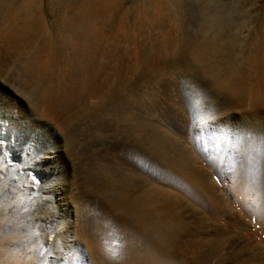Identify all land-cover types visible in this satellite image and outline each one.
<instances>
[{
  "label": "bare ground",
  "instance_id": "obj_1",
  "mask_svg": "<svg viewBox=\"0 0 264 264\" xmlns=\"http://www.w3.org/2000/svg\"><path fill=\"white\" fill-rule=\"evenodd\" d=\"M128 1H130L129 4H126ZM182 1H184V0H182ZM189 1L190 0H188V3H189ZM201 1L207 3V5L209 4V6H210V4H212V6L214 5L212 3L214 0H201ZM216 1H214V2H216ZM218 2H221V1L218 0ZM185 3H187V2H185ZM216 4H218V6H219V3H215L214 6L218 7ZM188 5L189 4H187V8H188ZM175 6H176L175 0H0V55L1 54L4 55V53H6L9 50V48L11 49V46L19 47L20 51H22L24 56H25V54H27L28 56L31 55L33 57V60H34V63L36 64V66L44 67V69H45V67H47L48 64L51 62V59H52L51 56L55 55V52H54L53 48L51 47L53 44V40H54V38L57 39L56 37L59 36V33L62 34L59 31H60V29H63L65 39L69 42L70 47H72L73 50L76 49L78 52L80 51L81 57H79V59H81L83 57L84 58L83 61L86 62V61H88V58L92 55V54H90V50H92V49H90L91 44L89 45V43H88V39H87L88 36L86 34L87 31L83 30V27H87V28H90V29L95 30V31L101 30V28H105V27H108V26L114 25V24H119V27H120V26L126 25V22H125V24L123 23L124 25L121 24L122 22H124L126 20V19L124 20V18H126V17H128L127 19H129V21L132 22L134 25L135 23H138V22L145 20V18L149 15L148 12L155 14L154 16H156V17H159L160 16L159 14L162 15V13L163 14L164 13L165 14L171 13L172 15H170V16L173 17L175 12H176V10L175 11L173 10V9H175V8H173ZM189 6L192 7V4ZM194 7L196 9H195V11L192 10V13L193 12L195 13V12H197V10H200V9H197L196 5ZM208 7L206 6V7H204V9L208 8ZM185 9H183V10L185 11ZM221 10H222V8H221ZM209 11H210V9L208 10V12ZM229 12H231V11H229ZM147 13H148V15H147ZM197 13H195L194 15L197 16ZM201 13H203V12L201 11L200 14ZM205 13L203 15L204 17L207 14V13L206 14ZM218 13L219 12H217L216 14L220 17L221 12L219 14ZM191 14H189V19H188V17H186V15H185V18L190 20V18L192 17V16H190ZM213 14H215L214 11H213ZM166 15H168V14H166ZM207 15L210 16V14H207ZM207 15H206V18H207ZM217 15H216V18H217ZM226 15H228V13ZM164 16L162 17L163 19L166 18V16L165 17ZM183 16H184V14H183ZM148 17H149V19L151 18L150 15ZM175 17H177V16L175 15ZM212 17L214 18L215 15ZM212 17H210V21H211ZM162 18H161V20H162ZM180 18H182V16ZM185 18L183 17L182 19H185ZM194 18H195V16H194ZM200 18H201V16L199 17V21H200ZM218 18L216 20H218ZM187 19L185 20L186 22H184L185 24L187 23ZM215 19H214V22L216 23L217 21H215ZM220 19H222V18H220ZM226 19L228 20V18H226ZM194 20L192 19L191 23H193L192 21H194ZM34 21H36V23H37V30L39 32L43 33V35L38 34L39 36H43V39H44L43 43H45V45H43L42 48L36 47V45H38L39 43L36 44L37 43L36 42L34 45V43L32 44V41L30 42V39L34 35H32V37L30 39H27L28 33H30L33 30V29H31V26H32V23ZM164 21H166V20H164ZM177 21H180V20H177ZM196 21H197V19H196ZM199 21H197L198 24L202 25V24H200L202 21L200 23H199ZM130 22H128V23L130 24ZM148 22H150V21H148ZM175 23H177V22H175ZM206 23H208V22H206ZM212 23L213 22L211 21L209 23V25L210 24L212 25ZM217 23H216L217 26L220 25L219 22H217ZM150 24H151V22H150ZM178 24H179V22H178ZM195 24H196V22H194V25ZM198 24H196V25H198ZM136 25H138V24H136ZM209 25H207L206 27H208ZM151 26H152V24H151ZM129 27H131V26L129 25ZM138 27H139V25H138ZM204 27H205V25H204ZM125 28L126 27H124V28L122 27L121 29L124 30ZM239 28H240V30L243 29V31L246 30L244 28L241 29V27H239ZM114 29L115 28H113V30ZM121 29L118 30V32L119 31L121 32L122 31ZM127 29H125V31ZM138 29L137 28L135 29V30H137L136 32H138ZM171 29H172V27H171ZM171 29L168 28L166 32H168V30H171ZM199 29H200V26H199ZM34 30H35V28H34ZM107 30L109 31V28ZM179 30H180V28L177 27L176 31H179ZM189 30H190V28H189ZM259 30H260V36H262L264 39V20L262 22V25H260ZM108 31H107V35L109 34ZM130 31L132 32V28ZM161 31H162V29H161ZM191 31H192V28H191ZM203 31L204 30H202V32ZM114 32L116 33L115 30H114ZM156 32H158V31H156ZM123 33H124V31L121 32V34H123ZM127 33H128V31H127ZM101 34H102V31H101ZM121 34H119L120 37H121ZM124 34H126V33H124ZM145 34H146V31H145ZM217 34H219V33H217L216 29H214V28H209L207 30L205 29V31L201 37V41H200L199 46H202L201 48L205 51L206 50L210 51V48L213 46V42L215 43V41L218 39ZM64 35H63V37L59 36V38H64ZM116 35L118 36L117 33H116ZM187 35L188 34H186V36ZM238 35H237L238 38L242 37V36H238ZM241 35H244V34H241ZM103 36L101 35V37H103ZM117 36H116V38H117ZM191 36H193V35H191ZM120 37H118V38L120 39ZM141 37H143L145 39V35L144 36L141 35ZM39 38H37V40ZM51 38H52V40H51ZM246 38H247V36H246ZM65 39H64V41H65ZM232 39H234V37ZM111 40L113 41V39H111ZM115 41H117V40H115ZM34 42H35V40H34ZM228 42H230V39L228 40ZM233 42H234V40H233ZM233 42H230V43L234 44ZM60 43L61 42H59V44ZM128 43L126 42V45ZM143 43H144V41H143ZM185 43H187V42H185ZM59 44H56V46L57 45L59 46ZM122 44L123 43H120V46ZM232 44H230V45L232 46ZM124 45L125 44L122 45V47H121L122 49L124 48ZM132 45L130 44V46H132ZM146 45L149 48V46L151 44L149 45V42H148V43H146ZM185 45L186 44H184L183 46H185ZM258 45L259 44L253 43L252 44V51H251L252 54L249 53L248 55H246L247 57L242 59V63L243 62H249L251 64V67L252 66L255 67V68L253 67L254 70L256 68L259 69L260 66L261 67L264 66V54L260 55L259 51H261V50L259 48L260 46H258ZM127 46H129V44ZM228 46L229 45H227L226 48H228ZM138 47H140V46H138ZM241 47H242V45H241ZM261 47H263V46H261ZM68 48H69V46H68ZM92 48H93V46H92ZM94 48H96V47H94ZM126 48L127 47L125 46L124 50H126ZM130 48H128V49H130ZM229 48H230V46H229ZM243 48H245V47L243 46ZM64 49H67V47ZM216 49H217V47H216ZM216 49H213V50H216ZM245 49H243V50L245 51ZM249 49H250V46H249ZM17 50H15V48H14L13 51L16 53ZM73 50H67V51H71L74 54L75 52ZM213 50H211L210 52H213ZM224 50H225V47H224ZM67 51H66V53H67ZM156 51H154V52H156ZM218 51H219V49H218ZM126 52H128V51H126ZM132 52L133 51H130V53H132ZM144 52L149 53L148 51H144ZM22 53L20 52V56H22L21 55ZM64 53H65V50H64ZM119 53L121 54L122 52L120 51ZM12 54H14V53H12ZM222 54H223V52H222ZM228 54H229V52H228ZM231 54H233V53H231ZM70 55L72 56V53ZM79 55L80 54H78L77 57ZM140 55H141V53H140ZM148 55L149 54H147V56ZM151 55H153V53L152 54L150 53V56ZM207 55H208V53H207ZM210 55H211V53H210ZM28 56H26V57L28 58ZM128 56H129V54H128ZM138 56L136 57V55H135L136 58L134 57L136 61L138 60V58H141ZM57 57H58V59L61 58V57H59V55ZM68 57H70V56H68ZM72 57H74V55ZM132 57L133 56L131 55L130 58H132ZM151 57H153L152 59H154L155 55L151 56ZM213 57H215V56H213ZM236 57H237V55H236ZM134 58H132L133 59L132 64H134V61H135ZM175 58H176V56H175ZM207 58H209V55ZM11 59H13V57H11ZM82 59H81V62H82ZM148 59H149V57H148ZM211 59L212 58H209L208 62L212 61L213 59L215 60V58H213L212 60ZM219 59H221V58H219ZM119 60H121V58ZM139 60H141V59H139ZM226 60H227V58H226ZM26 61H29V59ZM142 61H143V58H142ZM30 62H32V61H30ZM75 62L77 63V61H75ZM78 62H79L78 64L81 63L80 61H78ZM93 62H95V61H92L91 64ZM121 62H122V60H121ZM176 62L177 61L175 60V63ZM212 62H215V61H212ZM2 63H0V115H2L3 111L6 112L7 109L9 107H11L12 105L13 106L11 108L14 109L15 108L14 105H17L20 103L19 105L24 106L26 108V111L28 114L27 116H29V121H31L32 123H36L41 128V130H39L37 132L36 131H26V132H22V134L18 137H12L11 134L9 133V130L11 128V124L10 123L8 124L6 122H4V123L0 122V234L5 235L4 238L1 237L3 239H1L2 241L0 242L1 243V245H0L1 249L0 250L3 251V253L10 255V257H11L10 259L13 261V263H15V264H210L213 260H215V264H264V254L261 251V248L260 247L250 248L251 244H249V243L245 244L247 248H245L244 250H238L237 252L222 254V251L226 249V246H228L229 244H231L234 241L233 240L234 237L231 234L229 227L231 228L233 226L239 225V223L241 221H239L238 218H234V221H231L230 225L228 227H225V228L223 226H218L216 224L218 222V221L216 222V218L219 215V213L224 212L225 214L226 213L228 214L230 209L228 210L226 208V206L225 207L220 206L217 199L214 198L213 195H215V194H212V191H211L212 185L209 186L204 182V177H203L202 173L199 170H197V168L195 166V162H194L192 157L186 156L187 158L183 157L182 159H176V160L171 162L170 166H171L172 171L179 176V177H177V179L179 178L178 181H172V179H170V181H169V180L162 178V177H155V174L152 172V169H151V161H149L145 157V155H144L145 152L142 153L137 148V146H136L137 144L135 143V141H137L135 139H138V137L143 136L144 134L139 136V132H136V135L138 134L137 138L134 137V136H136V135H134L133 136L134 138L133 137L129 138V136H125V137L123 136L124 137V139H123L122 135H119V133L117 131V129L120 128L122 130V128L119 126H118L119 128H117L118 123L116 125H114V123H113L114 119L109 121L107 118H104V119H107V122H106V120L103 123L101 122L102 124L99 125L98 127L95 126L94 124H92L93 121L95 122V119L94 120L92 119L93 121L91 120L92 114L94 113V111L92 112V109L94 108L92 104H94L95 109H96V110L95 109H93V110L97 111L96 113L99 114L102 110L104 111V109H102L103 105H105V104L102 105V103H105V102H103V101H105L104 98L105 99L109 98V97L106 98L107 94L105 92V94H106L105 97H103V100L98 102L99 103V105H98L97 101H95V99L98 100V97L96 98V96H97L96 92L101 88L100 85H102L103 83L105 84V81H107L109 79V77L112 76L111 72H110L111 74H109L110 75L109 77H107L108 74L104 75L106 77L105 81L103 80V78L105 79V77H103V76H100V78H98L99 80L101 79L100 81L98 80L99 81L98 83L100 85L95 81L93 82L94 84L97 83L96 85H99L100 87L96 86L94 84H89V86L87 88L85 87V89L83 87L82 89L85 90V92L83 91L85 93V95L82 96V98L80 100H78L77 103H76V100L78 97L74 93L77 91L76 90L77 88H75L76 91L74 90V92H73L74 85H72L73 87L71 86L72 92H71V90H69V88L67 89L71 92V94H70V92L68 93L70 96L72 94H74L76 97V98L74 97V99L72 96H71L72 98L69 97V99H71V101H69L67 99L69 102L68 104H70L71 102L74 103V100L76 99L75 104L72 103L73 105H70V106L68 105L69 107L66 106V109H67V110H65L66 113L62 112L61 116L58 117L59 123L61 124V126L64 125L63 127H65L68 130V133L70 134V137H71L70 146L72 145L73 149H72V152L71 151L67 152V149L63 148V144H65L64 143L65 139L63 137V133L61 132V130L56 125V120H55L56 117H54V115L57 116L58 112H59V114L61 112V110H59L60 108H58L60 103L65 104L66 101H65V103H63L64 102L63 100H65L66 96H67V98L69 96L68 94H66V92H62V91H65V90H63L64 88H61L60 93H62V94L64 93V94H66V96L64 99H62V97L64 95H62V94H61L62 96L60 95L61 98L59 97L58 101L59 102L61 101V102L59 104H58V102L55 101V99L51 100V98H54V97H51L49 95V93H51L52 96H55V95H53V93L55 91H53V93L48 92L49 89L45 88L47 86H45V87L43 86L44 90L42 93L39 91L38 92L40 94H38V92L36 93L37 97H35V95L33 93H31L29 95L24 94L26 92L24 88H23L24 93H22V92L20 93V90L22 91V85H21V89L19 88L20 90L18 89V86L16 88L17 80H15L16 75L14 74L13 68L9 67L8 69L5 70L4 68L7 66L3 65L4 63L3 64ZM5 63H6V61H5ZM8 63H9V61H8ZM62 63H63V61H62ZM62 63H60L61 66L63 65ZM70 63H71V61H70ZM87 63L82 62L81 65L83 66V64H87ZM98 63L99 62H97V64ZM140 63L142 64V62H140ZM156 63H158V62H156ZM10 64H11V62H10ZM56 64L57 63L55 62V65ZM68 64H69V62H68ZM78 64H77V66L75 64V67H78V69H79L80 66H78ZM126 64L127 63H125V65ZM172 64H174V63H172ZM218 64L219 63H217V65ZM1 65L4 67H2ZM64 65H65V63H64ZM64 65L61 67V68H63V75H65ZM231 65H232V63H231ZM30 66L31 65H29V67H28L29 69L26 68V74L29 72L27 70H31V72H32L33 71L32 68L35 67V66H33V63H32L31 69H30ZM69 66H70V64H69ZM69 66H68V68H66V71H67V69L69 70V68H70ZM94 66H93V68H94ZM110 66H111V64H110ZM113 66H115V65H113ZM120 66H122V65H120ZM150 66L154 67L153 64ZM157 66L159 67V65L156 64L155 68ZM48 67L50 68V65ZM48 67H47V69H48ZM75 67H74V69H77ZM85 67H86V65H85ZM139 67H137V69H139ZM207 67H209V65ZM36 68L37 67H35V69ZM56 68H57L58 73L60 75H62V71H61V73L59 71L60 68L59 67H56ZM56 68H54V70ZM134 68H136V67H134ZM155 68H154V70H155ZM20 69L22 70V68H20ZM35 69H34V71H35ZM44 69H41V71L42 70L44 71ZM50 69H48V70L51 72ZM74 69L72 68L73 72H74ZM102 69H100V70H102ZM111 69H112V66H111ZM111 69H110V71H111ZM151 69H152V71H150L151 73L158 70L157 69V70L153 71V68H151ZM23 70L25 71V69H23ZM54 70H53V72L55 73ZM100 70L98 71V73L100 72ZM147 70L148 69H146L145 72H147ZM34 71L32 73H34ZM41 71H38L39 75L41 73H43ZM82 71L83 70L81 69V72ZM214 71H215V69H214ZM220 71L223 73L222 68L220 69ZM220 71H218V73ZM231 71H232V69H231ZM236 71H237V69H236ZM44 72L46 75V73L48 71H44ZM86 72H87V69L85 70V72H82L81 74L85 73V74H83V76L85 75V77H86ZM89 72L91 73L92 71L90 70ZM4 73H6V75H8V76L4 77V75H5ZM56 73L54 75H58V73L57 74ZM78 73H76V74H78ZM92 73L90 74V76H88L89 78H91V80L89 78L87 80L92 81L93 79H95V78L91 77ZM132 73H134V72H132ZM148 73H149V70H148ZM214 73L212 72L213 75H214ZM237 73L239 74V72H237ZM21 74H23V73H21ZM36 74H33V77H32L33 79H34V75H36ZM140 74L141 73H139V75ZM144 74L146 77V73H144ZM209 74H211V73H209ZM28 75L31 76L32 74L29 73ZM67 75H65V77H67ZM70 75L68 78H70L72 76V75L71 76ZM73 75H75V74H73ZM141 75H143V74H141ZM24 76L25 75H23V77ZM41 76H42V74H41ZM76 76L78 77V75H76ZM76 76H72L73 78H75L74 80H76ZM114 76L115 75H113V77ZM133 76H134V74H133ZM23 77L21 78V76H19V78H21L22 80L24 79ZM47 77H49V76L47 75ZM52 77H53V75L51 77H49L48 79L51 80ZM72 77L70 79H72L71 81H74ZM113 77H111L112 80L115 78V77L114 78ZM138 77L141 78V76H138ZM150 77H153V76H150ZM231 77L232 76H229V75L225 76L224 79L226 82L220 81L222 78L221 77L219 79V83L222 84V88H223V86L225 89L227 87V89H229L231 93L241 94L242 90H240V88L235 87L233 85V83L230 81V79H232ZM235 77L233 76L234 79H235ZM25 78H27V80L29 79V77H26V76H25ZM39 78L41 79L40 76H39ZM39 78H38V82L40 80ZM43 78H46V77L43 76L42 79ZM54 78L57 79V77H54ZM250 78L252 79L251 75H250ZM33 79H31V77H30L29 80H31L33 83V81H34ZM81 79L84 80V78H81ZM150 79H152V78H150ZM153 79H154V77H153ZM234 79H232V80H234ZM35 80L37 81L36 78H35ZM53 80H55V79H53ZM59 80H61L63 82V80L60 77L58 78L57 81L59 82ZM85 80L83 81V83L88 85L89 81L85 82ZM114 80L118 82V78H115ZM131 80H133V77ZM68 81H69V79H68ZM145 81L146 80H144L143 82H145ZM149 81H151V80H149ZM262 81H263L262 88H260V89L255 88V86L253 88H252V86L248 87L249 88L248 89L249 97L251 96L252 98H254V100L255 99H258L260 101L264 100V79H262ZM23 82L24 81H22V83ZM38 82H36V83H38ZM41 82L43 83V81L40 80V83ZM69 82H67V83H69ZM107 82H106V84H108V83L111 84V80L108 83ZM127 82H129V81H127ZM243 82L246 83V80ZM248 82H250V81L248 80ZM24 83H26V81ZM24 83H23V85H24ZM27 83H28V81H27ZM48 83H44V85L48 84ZM50 83H49V85H50ZM52 83H53V81H52ZM57 83H56V85L51 84L50 85L51 87L49 86L50 89H52V87H54V86L59 85V83H61V82H59L58 84ZM67 83L65 82V85ZM73 83H76V82H73ZM83 83H81V85L85 86V84H83ZM135 83H137V82L135 81ZM240 83H241V81H240ZM53 84H55V83H53ZM148 84H150V83H148ZM177 84H178V82H177ZM90 85H92V86L94 85L93 87H95V86L98 87V90H94V88ZM129 85H131V84H129ZM181 85H183V84H181ZM244 85H246V84H244ZM60 86H61V84H60ZM142 86H143V84H142ZM142 86H141V88H143ZM241 86L243 87V85H241ZM40 87L42 88V86H40ZM40 87H39V90H40ZM57 87L56 88L54 87L52 90L58 89ZM62 87H64V85H62ZM89 87L90 88L92 87L93 91H91V89ZM107 87L109 89L111 86L109 87V85H107ZM147 87H148V85L146 86V88ZM37 88H38V86H37ZM104 88L107 90L106 86H104ZM104 88L102 86V90ZM95 89H97V88H95ZM134 89H136V88H134ZM143 89L145 90V88H143ZM150 89H152V87ZM219 89H218V91H220ZM45 90H47L46 92H48V95L46 94ZM140 90H142V89H140ZM140 90H137V91H140ZM80 91H81V89L78 90V92H80ZM179 91H181V90H179ZM58 92H56L54 94L57 95ZM102 93L100 95L104 94V93L103 94ZM80 94H82V92ZM150 94L151 93H149V97H150ZM98 95H99V93H98ZM108 95H110V93H108ZM125 95L129 96L130 94L125 93ZM125 95H122V97L124 96L122 100H124ZM228 95H229V93H228ZM48 96L51 97V98L49 97L50 100H49V98H47ZM78 96H79V94H78ZM120 96H118V97H120ZM11 97H13V98H11ZM111 97H113V95H111ZM111 97L109 98L110 102H111ZM193 97L195 98V96H193ZM55 98H58V97H55ZM99 98H101V97L99 96ZM93 99H94L95 103H97L98 109L96 108L97 105H95ZM113 100H115V96H114ZM128 100H127V102H128ZM150 100L151 99H149V101ZM240 100H241V98H240ZM252 100L253 99H250V101H252ZM107 101H108V99L106 100V102ZM117 101H115V102H117ZM119 101H121V99ZM49 102H51V103H49ZM122 102L125 103L126 101H122ZM122 102H119V103H122ZM152 102H153V100H152ZM240 102H242V101H240ZM262 102H260V103H262ZM132 103H133V101H132ZM110 104H112V102ZM113 104H114V101H113ZM150 104H151V102H150ZM130 105H131V102H130ZM130 105H128V106H130ZM61 106L60 107L62 108V110H64L63 109L64 106L63 105H61ZM99 106H101L100 108L102 110L99 109ZM106 106L107 105H105L104 108ZM108 106L111 109L106 107V108H108L106 110H113V108H112L113 105H111V107H110V105H108ZM117 106H122V104L117 105ZM151 106L153 107V105H151ZM151 106H150V108H151ZM135 107H137V106H135ZM4 108H6V109H4ZM119 109H120V107L118 108V110ZM54 110H56V111L54 112ZM106 110H105V112H108ZM114 110H115V107H114ZM114 110H113V112H114ZM118 110H116V111H118ZM132 110H134V109H132ZM145 110H146V112L148 111L147 109H145ZM53 112L56 113L53 115L55 123L52 122V120L48 119L49 115H51V116H49V118L52 117ZM109 112H111V111H109ZM115 112H114V114H115ZM148 112H150V111H148ZM154 112H155V110H154ZM191 112H193V111H191ZM10 113L15 115L16 112L13 113L10 111ZM108 113H107V115L110 114V113L109 114ZM124 113H126V112H124ZM236 113H237V111H236ZM111 114H112V112H111ZM149 114L151 115V113H149ZM95 115H97V114H95ZM119 115H122V114L120 113ZM126 115L129 116V114H125V116ZM142 115H144V114H142ZM198 115H199V113L195 112V113H191L190 117L192 116L195 118V116L198 117ZM97 116H95V118ZM101 116H102V114L100 115V117ZM103 116L107 117L106 113ZM114 116H116V115H113L112 118H114ZM130 116H132V115H130ZM134 116H137V114ZM144 116H146V114ZM118 117L119 116H116V118H118ZM146 117H148V115ZM146 117H144V118H146ZM231 117L236 118V116L233 114L231 115ZM109 118H111V116ZM116 118H115V120H116ZM124 119H125V117H124ZM124 119H123V121H124ZM191 119L188 118V120L183 123L184 125L183 124L182 125L184 126L185 130L188 132L189 136L195 135V137H196V135H197L199 137V134H201L202 132L200 131V129L196 128L197 124L195 126L194 125L195 122ZM98 120L101 121L100 119H98ZM134 121L135 120H133V123H134ZM139 121H140V119H139ZM136 122L137 121H135V123ZM20 123H22V122H20ZM23 123H25V122H23ZM98 123H95V124H98ZM123 123H126V121H124ZM127 123H129V120ZM142 123L144 124L143 120H142ZM57 124H58V122H57ZM228 124H229L228 129H227L228 134L233 135L234 137H237L238 139H240L243 142L242 145L239 144L240 146H238V145L236 146L235 143L229 144V147H230L229 150L233 151L234 153L236 152L237 154L238 153L239 154L244 153L246 155V157L248 156V154L250 155V153H248L249 151H255L256 156H258V158H259V159L255 158L258 160L257 161V165H258L257 170L258 171L250 169L251 167L250 168L244 167L245 164L240 165V164H238L239 162H237V164H235V161H233V160L230 161L229 167H228V165L224 166L222 163H216L217 169H218V171H220L221 173L224 174L225 178L228 179L229 191L231 193H235V194L242 196L243 201L245 203H247L246 211H248V213H250V214H254L256 216L257 220L264 223V169H262V167H264V130L262 132L263 138H261V136H259L257 133L249 131L250 129L249 130L247 129L246 123L244 121L243 122L242 121H239V122L238 121H234V122L232 121L231 123H228ZM126 125H128V124H126ZM135 125L136 124H134V125L132 124L131 126H135ZM128 127H130V126L128 125ZM136 127H139V125L135 126L134 129H132L133 127H130V129L135 130ZM141 127H142L141 129H143V126H141ZM146 127H148V126H146ZM154 128L156 129V127H154ZM249 128H251V127H249ZM144 129L147 130L148 128H144ZM144 129L142 131H144ZM155 129L153 131H155ZM139 131H141V130H139ZM150 131L152 132V130H150ZM120 132L122 133V131H120ZM126 132H128V129L124 132V134ZM206 133H208L211 137L208 139H205L203 141L208 143L209 146L212 145V143L210 142V140L212 138L215 140V141H213V143L216 142L217 139H219L218 134H216V131L213 128L209 129V130L206 129ZM146 134L148 135L147 132H146ZM149 135H150V133H149ZM222 137H224V136H222ZM249 137L251 138V140H253L252 143H249L248 140L245 141L247 138L249 139ZM131 138L134 139L133 142H132ZM140 138H142V137H140ZM140 138L138 139V142H139V140H141ZM155 138H156V136H155ZM142 139H143L142 141L144 142V137ZM142 141H140V142L142 143ZM149 142L151 143V141H149ZM56 144H58L60 146L57 147V146H55ZM145 144L146 143L144 142V145ZM243 144H245V145H243ZM65 146H66V144H65ZM69 149H71V147H69L68 150ZM84 149H85V151L87 150L89 152L86 154L83 153ZM151 151L153 152L152 149H151ZM208 151H209V148H206L204 146V147H202V149H200L199 152L204 158L209 159ZM145 154H147V153H145ZM150 154H148V155H150ZM61 159L64 162L63 166L58 165L59 164L58 161ZM163 159H165V158H163ZM90 163H92V164L94 163L93 164L94 166L97 165L98 169L100 166H101L100 168L103 169L102 166H104L103 172L106 168L105 164H107L108 168L112 166L111 168L114 169L113 170L110 168L108 170V168H106L107 173H110L112 170L115 172V169H117V171L119 172V173H114V175H113V176H115V174H117L116 175V177H117L119 174V176H118L119 181H118V179L116 180L118 182L117 184H115L116 181L115 182H114V180L112 181L113 178H110V175L108 176L111 179V181L114 182L115 185L120 186V188H119L120 190H118V188H115L118 190L116 192V194L119 195L118 196L119 199L114 200V201H112V199H110L111 201L108 200L109 202H112L113 208L117 212H120L121 214H123L125 216L133 217V219H134V216L138 217L136 215L138 212L140 213L139 216L141 215L140 217L137 218V219L140 218L138 220L137 224H135V223H134L135 225L133 224L134 229L131 227H128V228L123 227L124 229L118 231L114 236L111 235L112 237L108 238V240H109L108 242L103 240L102 236H104L105 234L103 235L102 233L98 232L99 234L97 233V234L92 235L88 231L89 230L88 229L89 223L86 224V221L83 219V217H85L84 214L87 215V211L84 209V207L81 205V203H79V201H80V197L78 196L79 195V190H78L79 186H77V185H79L80 182L76 186H73V184H71V182L68 183V181L70 179L67 182L66 181L61 182V183L58 182V181H60L59 179H60L61 175L65 171H69L71 174H75L78 172H79L78 174H80V172H82V171L85 172L87 170L85 172V174H86L89 171L87 176H85V174L83 175V177L85 176L87 178L89 175H91L90 173L94 172V171H91L90 168H88V165ZM90 166L93 167L92 165H90ZM106 170L103 173V176L101 175L102 173L99 174L101 176V178L99 177L100 180H102L103 177L104 178L107 177L106 175H104L106 173ZM100 171H98V172L100 173ZM98 172L96 173V176H97ZM170 172H169V174H170ZM92 174L94 175V173H92ZM96 176H94V177L96 178ZM113 176L111 175V177H113ZM159 178H161L162 180L159 181ZM92 179H91V181H92ZM99 179L96 178L95 181H97V180L99 181ZM156 179L159 182L155 183ZM79 181H80V178H79ZM95 181H94V183H95ZM88 183H90V181H88ZM91 183L89 184V186L92 185ZM106 183H107V181H106ZM85 184H84V186H85ZM103 184H105V183H103ZM105 185H107V184H105ZM115 185H114V187H115ZM96 186H98V185H96ZM164 186H167V187H174V186L179 187V186H181L182 189L181 188H179V189H181V192L184 194V196L185 195L188 196L189 200L193 201L192 203H189V202L185 203V206L183 208L184 209L186 208V210H184L183 213L185 214V212L187 211L188 215L193 220H195L194 225L197 224V226L196 225L195 226L199 229L198 232L196 231L197 229L195 231L192 229H189L191 226L189 227V225L186 223V220L183 218L184 214L183 215L180 214L179 210H178L180 206H183V204H181L180 199L175 198L176 195L174 196L171 193V191L166 189ZM110 187H112V186H109V189H110ZM107 188H105V189H107ZM96 189H97V187H96ZM96 189L94 188V191ZM100 189H101V187L98 188L97 190H100ZM92 191H93V189H92ZM103 191H106V190H103ZM114 191H116V190H114ZM113 194H112V196L114 197ZM217 194H218V192H217ZM99 195H100V193H99ZM104 196H103V198H104ZM205 196H211L210 197L211 198L210 204L205 199ZM107 197H108V195H107ZM220 197H222V196H220ZM98 198L91 199V200H92V203L99 206V208H98L99 213L96 212L94 214V216H95L94 220H97V222H95L96 227L97 228L100 227L99 229H102L104 227L103 221H105L104 218H105V214H106L104 211L105 208H103L105 201L103 202L104 203L103 206H101ZM183 200H185V199H183ZM182 203H184V202H182ZM223 204H225L224 201H223ZM106 208H107V206H106ZM199 208H201V210ZM107 210H108V208H107ZM91 212L88 213V216H90ZM231 212H232V210H231ZM112 213H113V211H112ZM204 215L208 216V217H204ZM239 217H240V215H239ZM206 218H209V221H210L209 223L204 222V221H206L205 220ZM191 221L192 220H190V223H192ZM183 222H184V224H183L184 226H182V229H181L180 225ZM112 225H114V224H112ZM119 225H120V223H119ZM130 228L133 229L132 231H134V235L132 234V236H134L133 240L136 243V245H138L141 248V250L139 249V251L136 253L128 254L127 256L125 255L126 256V257L124 256L125 260H123L120 263L116 261L117 262L116 263L113 261L112 252H109L108 250L123 249L124 240L127 241V239H124V236L130 230ZM238 228H239V226H238ZM124 231H125V234L123 233ZM102 232H104V231H102ZM126 236H127V234H126ZM183 237H187V238L189 237L190 239L189 240L188 239L183 240L184 239ZM207 246H210L211 250H203ZM201 248H203V249L201 250ZM255 249L259 250V252H252V250H255ZM249 250H251V251H249ZM115 257L118 258V256H116V255H115ZM117 260H119V259H117Z\"/></svg>",
  "mask_w": 264,
  "mask_h": 264
},
{
  "label": "rangeland",
  "instance_id": "obj_2",
  "mask_svg": "<svg viewBox=\"0 0 264 264\" xmlns=\"http://www.w3.org/2000/svg\"><path fill=\"white\" fill-rule=\"evenodd\" d=\"M214 1H216V0H214ZM214 1L212 2L214 5H215V3H219V6H218V4H216L218 7H216L214 5H213L214 6L213 7L212 4H210V6H209V4L207 5V3H205V2H203L201 0H197V1L196 0H190L189 3H188V0H184V1H182V0H175L176 6L173 7L175 9H173V8L172 9L174 11L176 10V12H175V14H174L173 17L170 16V15H172L171 13L170 14L169 13H166L169 16L166 15L165 13L164 14L162 13V15L159 14L160 16L158 15L159 17H156V16H154L155 14H153L151 12H148L149 15H150V17H151L150 19L148 17L149 15L147 13L148 16L145 18V20H143L141 22H138V23H135L134 25H133L132 22L129 21V19H127L128 17H126V18H124V20L125 19L126 20L125 21L123 20L124 22L121 23V24H123V23L125 24V22H126V25L123 24L124 26H120L121 28L122 27L123 28L126 27L125 29L128 28L126 31H125V29L124 30L121 29L119 27V24L110 25L108 27L101 28V30H96V31L95 30H92L90 28H87V27H83V30L87 31L86 34L88 36L87 37L88 43H89V45L91 44L90 45V49H92V50H90V54L93 55V56L91 55L88 58V61H86V62L83 61L84 60L83 57H82L83 59L81 58L83 63H87V62L89 63L90 62L89 64L87 63L88 65L87 64H83V66L81 65L82 62H81V59H79V57H81V52L80 51L78 52L76 49L73 50L72 47H70L69 42L65 39V35H64V30L63 29H60L59 32H61L64 35V38H59V36L60 37H63V35L59 33V36L56 37L57 39L54 38L53 44L51 46L53 48L54 52H55V55L51 56V58H52L51 59V62L48 64V66L50 65V68L51 69L47 66L48 69L51 70V72L47 69V67H45V69H44V67H38V66H36V64L34 63L33 57L30 54H29L30 56H28L27 54H25V56H24V54L22 53V51H20V48L19 47H14V46H11V49L9 48V50H8L9 52L7 51L6 53H4V55L3 54L0 55L2 57V58L0 57V59H1L0 60V63L3 62L4 64L3 63L2 64L7 66V67L4 68L5 70L8 69L9 67H12L13 68L14 74L16 75L15 76V80H17L16 88L18 86V89L19 88L21 89V85H22V91L19 89L20 90V93L21 92L24 93L23 90L25 89L26 92L24 94H28L29 95V94L33 93L35 95V97H37V94L36 93L38 91L42 93L43 90H44V87L47 86L45 88L49 89L48 92H52L53 93V91H55L54 93H56V92L59 91L57 93V95L53 93V95H55V96H52L51 93H49V95L51 97H54V98H51L50 96L47 97V98L50 97L51 100H54L55 99V101L58 102V104L61 102V101L60 102L58 101L59 100V97L61 98V96L64 95L62 97V99H64L65 96H66V94H68L70 92L69 90L72 89V87H73L72 85H74L73 92H74L75 88H77L76 89L77 91L75 90L76 92H74L75 95L78 97L77 100L75 99L76 100V103H77L78 100H80L82 98V96L85 95V93H84L85 90L82 89L83 87H84V89H85V87L87 88L89 86V84H94L93 83L94 81L98 83L101 80V79L100 80L98 79V78H100V76L105 77L104 75L108 74L107 77H109L110 76L109 74L112 73L111 74L112 76H110L109 79L107 80L108 82L111 80V84H109L107 81H105L106 80V77H105V79L103 78V80L105 81V84L103 83L104 85L103 84L100 85L98 83L101 86V88L99 90H98V87H96V86H99V85H96L97 83L94 84V85H96L95 87H93L94 85L93 86L90 85V86H92L94 88V90H98L96 92L97 93L96 94L97 95L96 98L98 97V100L95 99V101H97V103L99 101L103 100V97H105L106 94L108 95V93H110V95H108V96L106 95V98L107 97L110 98L111 95H113V97H111L112 104H110L111 102H110V99L109 98H107L108 99L107 102H106L107 99L104 98L105 101H103V102H105V103H102L101 102L102 105L105 104V105H107L106 107H108V108H109L108 105H110V107H111V105H113L112 106L113 110H114V107H115L114 112L116 110H118L119 107H120V109L118 111H116L115 114H114L113 110H106L108 108H106V107L104 108L105 105H103L102 109H104V111L100 108L101 106H99V109H101L103 112L102 111L101 112L99 111L100 113L98 114V113H96L97 111H95L96 109H95L94 104H92L93 107H94L93 109H95V110H93L91 108L92 109V112L94 111V113L92 114L91 120L92 119L93 120L95 119V122L93 120H92L93 122L91 121L92 124H94L95 126L98 127L105 120L107 122V119L109 121L114 119L113 120L114 125H116L118 123L117 124V128H119V127L122 128V130L120 128H119L120 130L117 129L119 135H122V137L123 136L124 137L125 136H129V138L130 137H133L134 135H136V132H139V136L144 134L143 136H140V137H142V138L144 137V142L146 144L144 145V142L142 141L143 139L140 138V137H138L137 136L138 134L136 136H134V137H136V138L138 137V139L140 138L141 140H139V142H138V139H135V140H137V141H135V143L137 144L136 145L137 148L142 153H144V152L147 153V154L144 153V155H145V157L149 161H151V169H152V172L155 174V177H162V178H165V179H167L169 181H170V179H172V181H178L179 178L177 179V177H179V176L172 171L171 166H170L171 165V162L174 161V160H176V159H182L183 157H185V158L192 157L193 160H194V162H195V166H196L197 170H199L202 173L203 177H204V182L207 185H209V186L212 185L211 186V188H212L211 191H212V194H215V195H213L214 198L217 199V201L220 204V206H222V207H225L226 206V208L228 210L230 209L229 212H228V214L227 213L225 214L224 212L219 213V215L217 216L218 219L216 218V222L218 221L216 224L218 226H223L225 228V227H228L230 225L231 221H234V218H238V220L241 221L239 223V225L233 226L231 228L229 227V229L231 231V234L234 237L233 238L234 241L231 244H229L228 246H226V249L222 251V254L233 253V252H237L238 250H244L245 248H247L246 245H245L246 243L251 244L250 248L260 247L261 248V251L264 254V223H262L259 220H257V218H256V216L254 214H250V213H248V211H246L247 203H245L243 201L242 196H240L238 194H235V193H231L229 191V188H228L229 181H228L227 178H225V176H224L223 173H221L220 171H218L217 164H216V163H222L224 166L228 165V167H229L230 161L233 160V161H235V164H237V162H239L238 164H240V165H244L245 164L244 167H249V168L251 167L250 169H252V170H257L258 169V165H257V161L258 160L255 159V158H258V156H256L255 151H249L248 153H250V155L248 154V156L246 157V155L244 153H240V154L238 153L237 154L236 152L234 153L233 151H230L229 150V148H230L229 147V144L235 143L236 146L237 145L240 146V145H242L243 142L240 139H238L237 137H234L233 135L228 134L227 129H228V125H229L228 123H231L232 121L233 122L234 121H238V122L239 121H242V122L244 121L246 123L247 129L248 130L250 129L249 131H252L254 133H257L259 136H261V138H263L262 132L264 130V100H261V101L258 100V99H255L254 100V98H252L251 96L249 97V94H248V89L249 88L248 87L252 86V88H253L255 86V88H257V89L262 88V83H263L262 79H264V69H263L264 66H262V67L260 66L259 69L256 68L254 70V68H255L254 66L251 67V64L249 62H243L242 63V59L245 58V57H247L246 55H248L249 53L252 54L251 51H252V44L253 43L254 44H259L258 46H260L259 48L261 50V51H259V53H260V55L264 54V52H263L264 51V39H263L262 36H260V30H259L260 25H262V22L264 20V0H220L222 3L221 2H218V0L216 2H214ZM129 2L130 1H128L126 4H129ZM185 2H187V3H185ZM187 4H189V5L192 4V7L188 5V8H187ZM195 5L197 6V9H200V10H197L198 13L195 12V13H197V16L194 15L195 14L194 12L192 13V10L195 11V9H196L194 7ZM206 6L207 7L209 6V7L204 9V7H206ZM221 8H222V10H221ZM183 9H185V11ZM209 9H210V11L208 12ZM201 11L203 13L200 14ZM213 11H214L215 14H213ZM229 11H231L233 14L231 12H229ZM205 12L207 14H210V16L207 15ZM217 12H219V13L221 12L220 13V17L216 14ZM191 13L195 16V18H194V16ZM204 13L207 15V18H206V15H205V17L203 16ZM227 13H228V15H226ZM183 14H184V16H183ZM189 14H191L190 16H192L190 18V20H188L189 19ZM164 15L166 16L165 19L162 18ZM175 15L177 17H175ZM185 15H186V17H188V19L185 18ZM214 15H215V17L213 18L212 16H214ZM216 15H217V18L219 17L218 18L219 21L216 20L217 19L216 18ZM181 16H182V18L184 17L185 19L180 18ZM198 16L199 17L201 16L200 21H199V17ZM210 17H212L211 18V21L213 22L212 25L211 24L209 25V23L211 22L210 21ZM225 17L228 18V20ZM161 18H162V20H161ZM220 18H222V19H220ZM186 19H187V23L185 24L184 22H186L185 21ZM192 19L193 20L195 19L194 21H192L193 23H191V20ZM196 19H197V21H199V23L202 21L200 24H202L203 26L202 25H199L198 22L196 21ZM214 19H215V21L219 22L220 25L217 26L218 23L216 22L217 23L216 24L214 22ZM164 20H166V21H164ZM177 20H180V21H177ZM204 20L205 21L207 20L206 22H208V23H206ZM148 21L151 22L152 26H151L150 22H148ZM128 22H130V24ZM175 22H177V23H175ZM178 22H179V24H178ZM194 22H196V24H198V25H196V24L194 25ZM128 24L131 27H129ZM136 24H138L139 27ZM204 25H205V27H204ZM207 25H209V26L206 27ZM237 25L239 27H241V29L244 28L246 30H244V31H243V29L240 30V28ZM199 26H200V29H199ZM171 27H172V29L173 28L174 29L172 30ZM177 27L180 28L179 31H176V28ZM188 27L190 28V30H189ZM34 28H35V30H34ZM108 28H109V31L107 30ZM113 28H115L114 30L116 31V33L118 34V36L114 32ZM131 28H132V32L130 31ZM136 28L137 29L139 28L138 29V32H136L137 31V30H135ZM168 28L171 29V30H168V32H166ZM191 28H192V31H191ZM209 28H214V29H216V32L219 33V34H217L218 35L217 36L218 39L216 40L217 42L216 41H215V43L213 42V46L210 48V51H211L213 49H216V47H217V49L216 50H213V52H210L209 50H206L205 51V50H203L201 48L202 46H199L200 41H201V37H202L205 29L207 30ZM31 29H33L32 30L33 32L31 31L30 33H28L27 39H30L32 37V35H34L30 39V42L32 41V44L34 43V45L37 42L36 44H38V43L39 44L36 45V47H41L42 48V46L45 45V43H43L44 42L43 36H39V35H41V34L43 35V33L39 32L37 30V23H36V21H34L32 23ZM120 29L122 31H124V33H126V34L123 33L125 36L123 34H121L122 31L121 32L120 31L118 32V30H120ZM161 29H162V31H161ZM202 30H204V31L202 32ZM101 31H102V34H101ZM107 31H108V33L110 35L109 34L107 35ZM127 31H128V33H127ZM145 31H146V34H145ZM156 31H158V32H156ZM119 34H121V37L122 38L120 37ZM186 34H188L189 36L187 35L188 36L187 37ZM190 34L193 35V36H191ZM236 34L238 36H242V37H240L241 39L238 38ZM241 34H244V35H241ZM101 35L102 36L104 35V36L101 37ZM115 35L117 36V38H116ZM141 35L142 36L145 35V39L146 40L143 37H141ZM246 36H247V38H246ZM118 37H120V39ZM233 37H234V39H232ZM37 38H39V39L37 40ZM64 39H65V41H64ZM111 39H113V41ZM229 39H230V42H233V40H234V42H233L234 44L228 42ZM34 40H35V42H34ZM51 40H52V38H51ZM115 40H117V41H115ZM142 40L144 41L145 44L143 43ZM59 42H61V43L59 44ZM126 42L127 43L129 42L128 43L129 46H127L128 44L126 45ZM148 42H149V45L151 44L149 46V48L147 46L148 44L146 45V43H148ZM185 42H187V43H185ZM120 43L125 44L123 49L121 48L123 44L120 46ZM56 44H59V46L58 45L56 46ZM130 44L131 45L133 44V45L130 46ZM184 44H186L185 45L186 47L183 46ZM230 44H232V46ZM227 45H229L230 48H229V46H228V48H226ZM241 45H242V47H241ZM68 46H69V48H68ZM92 46H93V48L94 47H96V48L93 49ZM125 46L127 47L126 50H124L125 49ZM138 46H140V47H138ZM243 46L246 49L243 48ZM249 46H250V49H249ZM261 46H263V47H261ZM66 47H67V49H64ZM224 47H225V50H224ZM14 48H15V50L18 49L16 53L13 51ZM128 48H130V49H128ZM218 49H219V51H218ZM243 49H245V51ZM64 50H65V53H64ZM67 50H73L77 55L78 54H80V55L77 57V55L75 53L73 54V52L67 51ZM66 51H67V53H66ZM120 51L122 52L121 54L119 53ZM126 51H128L129 53L126 52ZM130 51H133L134 53L132 52L133 53L132 54V53H130ZM144 51H148L149 53L144 52ZM154 51H156V52H154ZM20 52L22 53L21 54L22 56H20ZM70 52L72 53V56L74 55L75 58L70 55L71 54ZM123 52L124 53L126 52L127 54L126 53L124 54ZM222 52H223V54H222ZM228 52H229V54H228ZM12 53H14L15 55L12 54ZM56 53L62 59L61 58L58 59V57H57L58 55ZM140 53H141V55H140ZM150 53L151 54L153 53V55H151V56H154L155 55L154 59H152L153 57L150 56ZM207 53L209 55V58H212V59L215 58V60L214 59L213 60L211 59L212 61H215V62H212V61H209L208 62L209 58H207L208 57ZM210 53H211V55H210ZM231 53H233V54H231ZM128 54H129V56H128ZM147 54H149V55L147 56ZM131 55L133 56L132 58H134L135 55H136V57L139 55L138 57H141V58H138V60L136 61L135 60L136 57H135L134 58V60H135L134 61V64H132L133 59L130 58ZM236 55H237V57H236ZM26 56H28V58ZM68 56H70V57H68ZM175 56H176V58H175ZM213 56H215V57H213ZM11 57H13V59H11ZM148 57H149V59H148ZM120 58H121V60H122L123 63L121 62V60H119ZM142 58H143V61L145 63L142 61ZM219 58H221V59H219ZM226 58H227V60H226ZM28 59H29V61H26ZM63 59L64 60L66 59V60L64 61ZM139 59H141V60H139ZM174 59L177 61L176 63H175V60ZM7 60L9 61V63H8ZM5 61H6V63H5ZM30 61H32V62H30ZM62 61H63V63H62ZM70 61H71V63L72 62L73 63L71 64ZM75 61H77V63ZM78 61H80L81 63L78 64L79 63ZM92 61H95V62H93L91 64ZM10 62H11V64H10ZM55 62L57 63L56 65H55ZM59 62L62 63L63 65L65 63V65H64V67H65L64 70L65 71L64 72H65V75L68 74L67 77H65V75H63V68H61L63 65L61 66V64ZM68 62L70 64V66H69ZM97 62H99V63L97 64ZM140 62H142V64ZM156 62H158V63H156ZM32 63H33V66H35L37 68L36 69H35V67L32 68L33 71L35 69L34 73H32L33 71L31 72V70H27L29 72L26 74V68L29 69L28 67H29V65L32 66ZM125 63H127V64L125 65ZM172 63H174V64H172ZM217 63H219V64L217 65ZM231 63H232V65H231ZM75 64H76V66H77V64H78V66H80L79 67L80 70L78 69V67H75ZM110 64L112 66V69H111ZM152 64L154 65V67L153 66L152 67L150 66ZM156 64L159 65V67L157 66L155 68ZM227 64L228 65L230 64L229 65L230 67ZM85 65H86V67H85ZM113 65H115V66H113ZM120 65H122V66H120ZM208 65H209V67H207ZM31 66H30V69H31ZM68 66L70 68H69V70L67 69V71H66V68H68ZM93 66H94V68H93ZM2 67H4V66H2ZM56 67H59L60 68L59 71H60V73L62 71V75H60L58 73ZM74 67L77 68V69H74ZM134 67H136V68H134ZM137 67H139V69H137ZM20 68H22V70ZM54 68H56V69L54 70ZM72 68L74 69V72L72 71ZM85 68L87 69L86 77H85V75L83 76V74H85V73L81 74L82 72H85V70H86ZM151 68H153V71H155L157 69L158 70L155 71V72H153V73H151L150 72V71H152ZM154 68H155V70H154ZM219 68L220 69L221 68L223 69V73L224 74L221 72L222 70L220 71ZM23 69H25V71ZM41 69H44V71H48L47 72L48 74L46 73V75H45V72L43 70L41 71ZM81 69L83 70L82 72H81ZM100 69H102V70H100ZM110 69H111V71H110ZM146 69L149 70V73H148V70H147V72H145ZM214 69H215V71H214ZM231 69H232V71H231ZM236 69H237V71H236ZM53 70L55 71V73L57 72L58 75H54L55 73L53 72ZM90 70L93 72V73L91 72L92 73L91 77L95 78L92 81H90L91 78L88 77L91 74L89 72ZM99 70H100L101 73L100 72L98 73ZM38 71H41L44 74L40 72L42 74V76H41V74L40 75L38 74L39 73ZM218 71H220V72L218 73ZM132 72H134V73H132ZM143 72L146 73V77H145V74ZM212 72L213 73L215 72L214 75L212 74ZM237 72H239V74ZM21 73H23V74H21ZM29 73H31L32 75L31 76L28 75ZM50 73L53 75V77L51 78V80L48 79L49 77L52 76ZM76 73H78V74H76ZM139 73H141L143 75H141V74L139 75ZM209 73H211L212 75L209 74ZM4 74H5L4 77L5 76L6 77L8 76V75H6V73H4ZM33 74H36L37 75V76L34 75V79L32 78L33 77ZM70 74L72 76L78 75V77L76 76V80H74L75 78H73ZM73 74H75V75H73ZM133 74H134V76H133ZM23 75H25L26 77H29V79L31 77V79H33L35 82L33 81V83H32L31 80H29V79L27 80V78H25V76L23 77ZM47 75L49 77H47ZM69 75L73 78L74 81H71L72 80V79H70L71 77L68 78ZM113 75H115L114 76L115 78H118V82L114 80L115 78L113 77ZM228 75L229 76H232L231 77L232 79H234L233 76L234 77L236 76L234 80L230 79V81L233 83V85L235 87H238V88H240V90H242L241 94H233V93L230 92L229 89H227V87L225 89L224 86L222 88V84L219 83V79L222 77L223 79L221 78L220 81L226 82L225 79H224V77L225 76H228ZM250 75L252 76V79L250 78ZM19 76H21V78L23 77L25 80L24 79L22 80L21 78H19ZM39 76L41 77V79L39 78ZM43 76H45L46 78H43L42 79ZM58 76L63 80L64 83L61 80H59V82H61V83H59L57 81L58 78H59ZM138 76H141V78L138 77ZM150 76H153L154 79H153V77H150ZM54 77H57V79L54 78ZM111 77L114 78L113 79L114 81L112 80ZM132 77H133V80L134 81L131 80ZM149 77L152 78V79H150ZM35 78L37 79V81L35 80ZM38 78L41 81H43V83L41 82L43 85L40 83V80L38 82ZM81 78H84V80L86 79L85 82H88L89 81L88 85L85 84V83H83L84 80H82ZM88 78L90 80H87ZM53 79H55L56 81L53 80ZM68 79H69V81L71 83L68 81ZM142 80L143 81L146 80V81L143 82ZM149 80H151V81H149ZM242 80L243 81L246 80V83L243 82ZM248 80L250 82H248ZM22 81H24V82L26 81V83L23 82L24 83V85H23ZM27 81H28V83H27ZM52 81L55 84H53ZM127 81H129L130 83L127 82ZM135 81L137 83H135ZM240 81H241V83H240ZM36 82H38V83H36ZM48 82L50 83V85L51 84L52 85H56V83L58 82L59 83V85H57L58 87L57 86H54L55 88L57 87L58 89L52 90L54 87H52V89H50L51 86L49 85ZM65 82L66 83L69 82V83H67L68 85L67 84L65 85ZM73 82H76V83L78 82L77 83L78 85L76 83H73ZM106 82L108 84H106ZM177 82H178V84H177ZM44 83H48V84H45L44 85ZM81 83L85 84V86L84 85H81ZM148 83H150V84H148ZM60 84H61V86H60ZM129 84H131V85H129ZM142 84H143V86H142ZM181 84H183V85H181ZM240 84L243 85V87ZM244 84H246V85H244ZM62 85H64V87H62ZM107 85H109V87L111 86L109 88L111 91L108 89ZM147 85L149 87V88L147 87L148 89L146 88ZM37 86H38V88H37ZM40 86H42V88ZM102 86H103V88H104V86H106L107 90L105 88L102 90ZM141 86L143 88H145V90L143 88H141ZM150 86L152 87V89H150L151 88ZM39 87H40V90H39ZM92 87L91 88L89 87L91 89V91H93V88ZM61 88H64L63 90H65V91H62V92H66V94L60 93L61 92ZM68 88H69V90H67ZM95 88H97V89H95ZM134 88H136V89H134ZM217 88L218 89L220 88L219 89L220 91H218ZM79 89H81L80 92H78ZM140 89H142V90H140ZM137 90H140V91H137ZM179 90H181V91H179ZM46 91L47 90H45V92ZM39 92H38V94H40ZM48 92H46L47 95H48ZM71 92H72V90H71ZM71 92H70V94H71ZM81 92H82L83 95L80 94ZM105 92H106V94H105ZM124 92L126 94H130V95L127 96V95H125ZM98 93H99V95H98ZM101 93L104 96L103 95H100ZM149 93H151L150 94V97H149ZM228 93H229V95H228ZM78 94H79V96H78ZM73 95L74 94H72L71 96L74 99L75 95L74 96ZM122 95H125L124 100H122L123 97H124V96L122 97ZM71 96L69 95L68 98L66 96L65 100H63L64 101L63 103H65V101H66V103L65 104L60 103V105L58 106V108H60L59 110H61L60 114L58 112L57 113V116H55L54 114H56V113H54V112L56 110H54V112L52 113V117L49 118V116H51V115L48 116V119L52 120V122L55 123V120H56V125L61 130V132L63 133V137L65 139V142L64 143L66 144V146H65V144H63V148L64 149H67V152H69V151L72 152V149H73L72 148V145L70 146V144H71V137H70V134L68 133V130L65 127H63L64 125L61 126V124L59 123L58 117L61 116V113L62 112L64 113L65 110H67L66 109V106L69 107L70 105L75 104V100H74V103L71 102L70 104H68L69 103L68 100L71 101V99H69V97L72 98ZM99 96L101 98H99ZM114 96H115V100H113L114 99ZM118 96H120L121 98L118 97ZM193 96H195V98ZM55 97H58V98H55ZM11 98H13V97H11ZM50 98H49V100H50ZM240 98H241V100H240ZM249 98L250 99H253V100L250 101ZM116 99L118 101L121 99V101H119V102H122V101H126V102L125 103L124 102L119 103ZM149 99H151V100L149 101ZM127 100H128L129 103L127 102ZM131 100L133 101V103H132ZM152 100H153V102H152ZM93 101H94V99H93ZM95 101H94V103H95ZM113 101H114V104H113ZM115 101H117V102H115ZM240 101H242V102H240ZM130 102H131V105L133 104L132 106L130 105ZM150 102H151V104H150ZM260 102H262V103H260ZM49 103H51V102H49ZM97 103H95V105H97ZM19 104L14 105L15 106L14 109L11 108L13 106L12 105L11 107H9L7 109L6 112L3 111L2 115H0V120H1L0 122H2V123L6 122L8 124L9 123L11 124V128L9 130V133L11 134V136L12 137H18V136H20L22 134V132H26V131H36L37 132V131L41 130V128L36 123H32L31 121H29V116H27L28 114H27L26 108L24 106L19 105ZM121 104H122V106H117V105H121ZM61 105L64 106L63 107L64 110H62V108H61L62 106ZM98 105H99V103H98ZM98 105L96 106L97 109H98ZM128 105H130L131 107L128 106ZM149 105L150 106L153 105V107L151 106V108H150ZM135 106H137V107H135ZM4 109H6V108H4ZM109 109H111V108H109ZM132 109H134L135 111L132 110ZM145 109H147L150 112L147 111L148 112L147 113ZM153 109L155 110L156 113L154 112ZM105 110L108 111V112L111 111L113 115L119 116L120 118L118 117L119 118L118 119V118H116V116H114V118H112L113 115L111 114V112H109L110 113L109 114L108 112H105ZM10 111L13 112V113L16 112L15 115H13L12 113H10ZM191 111H193V112H191ZM236 111H237V113H236ZM124 112H126V113H124ZM195 112L199 113L198 117H196V116H195V118L192 117V116L190 117V114L191 113H195ZM105 113H106V116L107 117L103 116ZM107 113L109 115H107ZM120 113L122 115H119ZM149 113H151V115ZM95 114H97L99 117L102 114V116L99 118ZM125 114H129V116L132 115L135 119L132 116H130V117L128 115L125 116ZM136 114H137V116H134ZM142 114H144V115L146 114V116L148 115V117H146V116H144ZM232 114L235 115L236 118L231 117ZM53 115H54V117H56L55 120L53 118ZM95 116H97V117L95 118ZM110 116H111L112 119L109 118ZM123 116L125 117V119H124ZM144 117H146V118H144ZM104 118H107V119H104ZM115 118H116L117 121L115 120ZM188 118L189 119L192 118L191 120H193L195 122L194 125L196 126V124H197L196 128L197 129H200V131L202 132L201 134H199V137L197 135H196V137H195V135H190L189 136L188 132L185 130V128L183 126L184 125L183 123L185 121H187ZM98 119H100L101 121H99ZM123 119H124V121H126V123H123L124 122ZM139 119H140L141 122L139 121ZM128 120H129V123H127ZM133 120H135L137 122L135 123V121H134V123H133ZM142 120H143L144 124L142 123ZM20 122H22V123L25 122V123L22 124ZM57 122H58V124H57ZM95 123H98V124H95ZM126 124H128L130 127H133L132 129H134L135 126L139 125L140 128L139 127H136V129L137 130L139 129L141 131H139V130L137 131L136 129L135 130H132ZM132 124L133 125L136 124V125L135 126H131ZM141 126H143V129L144 128H148V129L147 130L144 129V131H145L144 132V131H142L143 129H141L142 128ZM146 126H148V127H146ZM154 127H156V129ZM249 127H251V128H249ZM212 128L215 129L216 134H218V136H219L218 137L219 139H217V141L213 143V141H215V140L212 138L210 140V142L212 143V145L209 146L208 143H206L203 140L208 139V138L211 137L208 133H206V129L209 130V129H212ZM127 129H128V132H126L124 134V132ZM154 129H155V131H153ZM150 130H152V132ZM120 131H122V133ZM146 132L148 133V135L146 134ZM149 133H150V135H149ZM151 133L152 134L154 133V134L152 135ZM155 136H156V138H155ZM222 136H224V137H222ZM124 137H123V139H124ZM133 138H131L132 139V142L134 141ZM247 140H248L249 143H252L253 142V140H251L250 137H249V139L247 138L245 141H247ZM140 141H142V143ZM149 141H151V143ZM243 145H245V144H243ZM55 146L58 147L60 145L56 144ZM204 146L206 148H209V151H208V153H209V155H208L209 156V159L208 158H204L200 154V152H199L200 149H202V147H204ZM69 147H71V149L68 150ZM151 149L153 150V152L151 151ZM88 152L89 151H87V150L85 151V149L83 151V153H85V154L88 153ZM148 154H150V155H148ZM163 158H165V159H163ZM58 163H59L58 165H60V166H63L64 165V162H63L62 159L59 160ZM93 164L90 163L88 165V168H90L91 171H94V172H92V173H94V175L92 173H90L91 175L88 176L89 178L88 177L87 178L85 177V176H87V174L89 172L88 171L85 174V172L87 170L86 171L84 170L85 172H83V171L80 172V174H78L79 172L78 173H75V174H71L69 171H65L61 175V177L59 179L60 181H58V182H60V183L61 182H65V181L67 182L70 179L68 181V183L71 182V184H73V186H76L80 182V184L77 185V186H79L78 187V190H79V195L78 196L80 197L79 203H81V205L87 211V215L84 214L85 217H83V219L86 221V224L89 223V226H88L89 227L88 228L89 230L88 231L92 235L97 234L98 232L99 233H102L103 235L105 234L104 236H102L103 237V240H105V241L108 242L109 241L108 238L114 236L118 231L124 229L123 227H126V228L131 227V228H133L134 225L137 224L138 220L140 219V218L139 219H137V218L140 217L141 215L139 216L140 213L138 212L136 214L138 217H135L134 216V219H133V217L125 216V215L121 214L120 212H117L113 208L112 202H109V201H111L110 199H112V201L119 199L118 198L119 195L116 194V192L118 190H120L119 189L120 186L115 185V184L118 183L116 180L118 179V181H119V178H118L119 174H118L117 177H116L117 174H115V176H113V175H114V173H119V172L117 171V169H115V172H114L113 171L114 169L111 168L112 166L108 168L107 164H105L106 165L105 167L108 168V170L110 168L113 169L112 170L113 172L110 170L112 173L111 172H110L111 174L110 173H107V170L105 168L106 173L104 175L107 176V177H105L107 180L104 177H103L102 180H100L99 177L101 178V176L99 174L102 173L101 175L103 176V173L105 172V170L103 172L104 166H102L103 169L100 168L101 166L98 169L97 165L94 166ZM90 165H92L93 167H91ZM262 169H264V167H262ZM98 171H100V173ZM97 172H98V174L96 176V173ZM169 172H170V174H169ZM84 174H85V176L83 177ZM109 175H110V178H113L112 181L113 180H114V182L116 181L115 184L108 177ZM111 175L113 177H111ZM94 176H96V178L99 179L100 182L98 180L95 181L96 178ZM79 178H80V181H79ZM90 178L91 179L93 178L92 181H91ZM105 180L107 181V183H106ZM161 180L162 179L159 178V181H161ZM88 181H90V183L92 182L91 183L92 185H90L91 187L89 186L90 183H88ZM94 181H95V183H94ZM159 181H157V179H156L155 180V183L156 182H159ZM103 183H105L107 185H105ZM84 184H85V186H84ZM96 185H98V186H96ZM114 185H115V187H114ZM99 186L101 187V189L100 190H97L98 188H100ZM109 186H112V187H110V189L112 188L111 190L109 189ZM96 187H97V189H96ZM164 187L166 189H168L169 191H171V193L174 196L176 195L177 197L175 196V198L180 199L181 204H183V206H180L178 210H179V213L183 215L184 214L183 213L184 210H186V208L185 209L183 208L185 206V203H187V202L192 203L193 201H190L189 198H188V196H186V195L184 196V194L181 192V189H182L181 186H179V187L178 186H174V187L164 186ZM91 188L93 189V191H92ZM94 188L96 189L95 191H94ZM105 188H107V189H105ZM115 188H118V190L115 189ZM179 188H181V189H179ZM113 189L116 190V191H114ZM103 190H106V191H103ZM98 192L100 193V195H99ZM217 192H218V194H217ZM112 194L114 195L115 198L112 196ZM107 195H108V197H107ZM97 196L99 198L100 197L101 198L99 199ZM103 196H104V198H103ZM220 196H222V197H220ZM210 197L211 196H205V199L207 200V202H209V204L211 202V198ZM96 198H98L101 206H103V204L105 203L104 206H103V208H105L104 211H105L106 214H105V218H104L105 221H103L104 222L103 223L104 227L102 229H99L100 227L99 228L96 227V223L95 222H97V220H94V217H95L94 214L96 212L99 213V209H98L99 206H97L96 204L92 203V200L91 199H96ZM183 199H185V200H183ZM223 201H224L225 204H223ZM182 202H184V203H182ZM105 205L107 206L108 210H107V208H106ZM199 209L201 210V208H199ZM231 210H232V212H231ZM112 211H113V213H112ZM89 212H91L90 216H88V213ZM186 212L183 215V218L186 220V223L189 225V227L191 226L189 229H192L194 231L197 229L196 231L198 232L199 229L196 227L197 224H195L196 226L194 225L195 220H193L188 215V212L187 213ZM239 215H240V217H239ZM204 217H208V216H205L204 215ZM190 220H192L191 221L192 223H190ZM205 220H206V221H204L205 223H209L210 222L209 221V218H206ZM119 223H120V225H119ZM112 224H114V225H112ZM183 224H184V222L180 225L181 229H182V226H184ZM238 226H239V228H238ZM131 228H130V230L128 232L126 231L127 232L126 233L127 236L125 234V231L123 232L125 234L124 239H127V241L124 240V244H123L124 247H123V249H120V250H108L109 252H112V254H113V261L114 262L117 261V262L120 263L123 260H125L124 259V256L125 255L127 256L128 254H132V253L138 252L139 249L141 250V248L138 245H136V243L133 240L134 239V236H132V234L134 235V231H132V230L134 228L133 229H131ZM102 231H104V232H102ZM0 235H1L0 236V242H1L2 241L1 239H3L5 237V235H3V234H0ZM1 237H3V238H1ZM183 238H184L183 240H186V239L189 240L190 239L189 237L188 238L187 237H183ZM0 245H1V243H0ZM0 249H1V246H0ZM202 249L203 248H201V250ZM203 250H211V249H210V246H207ZM249 251H251V250H249ZM252 252H259V250H256L255 249V250H252ZM115 255L118 256V258L115 257ZM10 258L11 257H10L9 254L3 253V251L0 250V264H15V263H13V261ZM117 259H119V260H117ZM210 264H215V260H213Z\"/></svg>",
  "mask_w": 264,
  "mask_h": 264
}]
</instances>
